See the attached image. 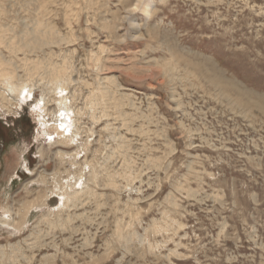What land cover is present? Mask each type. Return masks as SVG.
<instances>
[{
  "label": "rangeland",
  "instance_id": "obj_1",
  "mask_svg": "<svg viewBox=\"0 0 264 264\" xmlns=\"http://www.w3.org/2000/svg\"><path fill=\"white\" fill-rule=\"evenodd\" d=\"M0 60L34 84L0 78V264H264V0H0ZM51 67L69 143L31 107Z\"/></svg>",
  "mask_w": 264,
  "mask_h": 264
},
{
  "label": "bare ground",
  "instance_id": "obj_2",
  "mask_svg": "<svg viewBox=\"0 0 264 264\" xmlns=\"http://www.w3.org/2000/svg\"><path fill=\"white\" fill-rule=\"evenodd\" d=\"M149 8L144 9L145 17H149L151 15L150 14L151 10ZM43 39H42V41H43ZM41 42H39V43H41ZM28 44L30 45L33 43H28ZM37 45H39V44H37ZM40 46H41V44H40ZM26 47H28V46H26ZM171 68H172V66H171ZM40 69L41 68L38 67V70H40ZM53 69H54V67H51L48 70V74H47L48 78H51L52 80H54V84H53V82L49 83V85L52 88L48 92L45 91L46 93L42 92V95L40 96V98H38L39 100L35 99L34 102H32L33 106H31V107H32V111H36L35 115L38 119L39 125H41L42 135H44V137L46 139L48 138V139H50V141H53L52 144L58 143V141L54 140V138H53V136L55 135L56 139L61 137L62 140L60 142L69 143L73 138L77 137V135L79 134V131H78L79 128L77 125L78 121L74 120V118H72V116H71L72 114L74 115V110L72 109V106H71V99L72 100L74 99V95L72 94V96H70L68 93H66L71 80L68 79L66 81V83H64L63 82V75H62L63 71L59 68H57L55 71ZM0 78L3 80L4 88L8 91V96L11 95L12 97L16 98V100H17L16 102L18 103L17 106L19 104H21L20 106L24 105L28 100H30L31 96H32V98H34V88H33L34 84L32 85V87H30L31 85H28L26 82L16 81L14 84L12 82V77L1 69V60H0ZM207 81L210 82L209 79ZM39 85H40V82L37 83V86H39ZM216 85H219V84H216ZM53 86H54V88H53ZM216 87H218V86H216ZM36 88H38V87H36ZM101 92L105 93V94L108 93L107 91H104V90ZM51 96H53V98ZM2 99L5 100V96H2ZM67 102H68V104H67ZM50 104L54 105V107L51 109L48 108V106ZM56 105H57V110H55ZM50 121H51V123L49 124ZM81 130L82 129H80V131ZM83 131H85V130H83ZM80 144H82V143H80ZM55 155H56V157L63 158L64 156H66L68 154L65 151L64 152L58 151V153H56ZM88 162H86V163H88ZM90 171H91V168H90ZM91 175L92 174H90L89 181L93 185L97 184L98 181L96 180V177H95L96 174L94 173V177H92ZM80 178H81V176H79L78 178H74L75 179V181L73 183L74 185H70V183L69 184L67 183L66 188H67V190L70 191V193H67L66 190L63 191L64 189L60 188V192L58 193V197L60 200L63 201L62 207L68 205L69 203L76 205L78 203V199L80 196H83L84 194L94 193L93 191H91L92 189L90 187H88L87 185L85 187L81 186V187L75 188V185L77 184V181H79ZM82 178H83V176H82ZM82 185H83V183H82ZM62 186H64V185H62ZM73 199H74V201H73ZM69 200H72L73 203L69 202ZM32 207H33L32 204H28L25 208H23V210H26V213H27L30 209H32ZM20 217H21V219H23L25 216H23L21 214ZM4 223H6V222H4Z\"/></svg>",
  "mask_w": 264,
  "mask_h": 264
}]
</instances>
